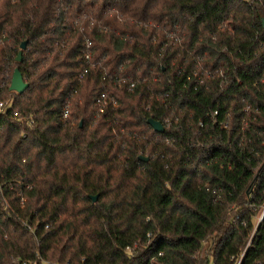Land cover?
I'll list each match as a JSON object with an SVG mask.
<instances>
[{"label": "trees", "instance_id": "16d2710c", "mask_svg": "<svg viewBox=\"0 0 264 264\" xmlns=\"http://www.w3.org/2000/svg\"><path fill=\"white\" fill-rule=\"evenodd\" d=\"M263 17L0 0V264H264Z\"/></svg>", "mask_w": 264, "mask_h": 264}, {"label": "water", "instance_id": "95a60500", "mask_svg": "<svg viewBox=\"0 0 264 264\" xmlns=\"http://www.w3.org/2000/svg\"><path fill=\"white\" fill-rule=\"evenodd\" d=\"M262 25L264 27V17L262 18ZM28 45V40H25L22 42L21 44V49L18 53L17 56V61L22 62L23 61V52L24 50L27 48ZM29 84L25 81L24 76L21 72V70L19 69V67H16L13 73V77H12V81H11V85H10V89L12 91H16L17 93H23L27 88H28ZM148 123L158 132H163L164 131V125L161 121L153 119V118H149L148 119ZM140 160L143 161H148L149 157H145V156H139ZM91 198L93 201H97L98 200V195H91ZM264 215V213H263ZM263 215L261 216L260 220H262ZM260 223V222H259Z\"/></svg>", "mask_w": 264, "mask_h": 264}, {"label": "built area", "instance_id": "2783aa9c", "mask_svg": "<svg viewBox=\"0 0 264 264\" xmlns=\"http://www.w3.org/2000/svg\"><path fill=\"white\" fill-rule=\"evenodd\" d=\"M102 101H104V99H103V98H100V99L98 100V103L101 104ZM0 106L3 107V106H4V103H0ZM14 115H15V116H18L19 114H18V112H14ZM65 115H68V111L65 112Z\"/></svg>", "mask_w": 264, "mask_h": 264}, {"label": "rangeland", "instance_id": "374dc122", "mask_svg": "<svg viewBox=\"0 0 264 264\" xmlns=\"http://www.w3.org/2000/svg\"><path fill=\"white\" fill-rule=\"evenodd\" d=\"M258 218H259V217L257 216V217H255V218H254V220H255V221H257V220H258Z\"/></svg>", "mask_w": 264, "mask_h": 264}]
</instances>
